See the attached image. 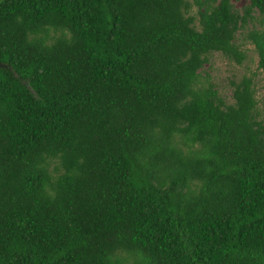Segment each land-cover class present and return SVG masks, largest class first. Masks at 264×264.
Wrapping results in <instances>:
<instances>
[{
  "label": "trees",
  "instance_id": "trees-1",
  "mask_svg": "<svg viewBox=\"0 0 264 264\" xmlns=\"http://www.w3.org/2000/svg\"><path fill=\"white\" fill-rule=\"evenodd\" d=\"M247 23L264 75V0H0V264H264Z\"/></svg>",
  "mask_w": 264,
  "mask_h": 264
},
{
  "label": "rangeland",
  "instance_id": "rangeland-1",
  "mask_svg": "<svg viewBox=\"0 0 264 264\" xmlns=\"http://www.w3.org/2000/svg\"><path fill=\"white\" fill-rule=\"evenodd\" d=\"M230 3L233 10L241 12L247 0H230ZM196 9L197 7L192 5L187 14L196 18ZM194 25L197 27L196 20ZM249 27L250 24L247 23L245 27L236 31L234 36V42L244 51L245 59L240 64H236L219 52H211L207 54V62L198 70V81L203 84L210 83L225 103H231L230 81L238 80L242 75L251 76L256 99L255 112L257 119H262L264 118V75L256 67L257 55L252 44L245 38V31Z\"/></svg>",
  "mask_w": 264,
  "mask_h": 264
}]
</instances>
